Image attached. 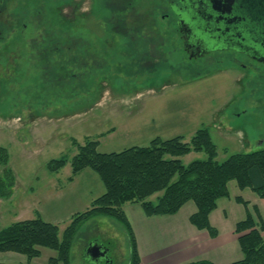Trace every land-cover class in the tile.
<instances>
[{
    "label": "rangeland",
    "instance_id": "obj_1",
    "mask_svg": "<svg viewBox=\"0 0 264 264\" xmlns=\"http://www.w3.org/2000/svg\"><path fill=\"white\" fill-rule=\"evenodd\" d=\"M38 3L12 0L1 15L15 12L20 20L16 31L4 32L0 40V148L7 154L5 168L13 178L9 197L0 198V232L17 222L40 217L56 225L61 237L72 217L89 208H84V203L73 205L77 198L97 195L96 183H102L95 173L85 169L92 177L82 173L71 184L69 163L57 173L47 169L52 160L72 159L77 153L73 141L79 145L85 139L97 141V152L109 154L146 147L155 138L182 137L187 143L196 131L206 129L216 147L219 163L233 154L264 149V80L259 74L248 73L249 77H244L239 65L213 64L198 71L201 61L192 62L194 73L180 75L167 66L156 64L149 68L132 61L121 53L127 45L116 43L108 44L107 50L98 49L105 58L101 74L87 73L74 82L70 77L59 82L43 81L35 57L39 55L37 47L41 48L42 40L46 44V35L51 40L67 42L70 34L71 41L77 37V41L86 42L99 36L105 22L100 14L86 22L72 17L69 22L55 15L36 19L40 28H31L30 15H37ZM23 24L27 27L23 28ZM155 25L159 32L154 35L164 39L166 22L158 14ZM174 38L177 58H182L178 36L175 34ZM82 47L78 50H84ZM168 49L160 44L158 52ZM204 159L203 153L180 158L183 165ZM2 171L0 165V178ZM158 196H152L149 201L155 203ZM122 208L130 220L134 212H141L140 205L135 203L124 204ZM96 243L109 250L108 259L100 264H128L130 246L124 228L115 220L101 216L89 219L77 230L69 264L71 261L92 264L85 248ZM39 251L40 256L31 261L15 253H0V264H27V261L46 264L56 256L52 250L39 248Z\"/></svg>",
    "mask_w": 264,
    "mask_h": 264
},
{
    "label": "trees",
    "instance_id": "obj_2",
    "mask_svg": "<svg viewBox=\"0 0 264 264\" xmlns=\"http://www.w3.org/2000/svg\"><path fill=\"white\" fill-rule=\"evenodd\" d=\"M60 53L62 55V50ZM55 61L52 63L55 77L50 72L43 75V81L51 83L56 80V73L64 80L70 77L71 82L80 77L72 76L73 67H81L80 62L77 61L76 65L72 61L69 63L67 57ZM72 145L77 150L72 159L52 160L47 164L49 172L57 173L69 163L71 176L68 182H71L75 175L89 169L98 176L105 192L93 200L86 211L72 217L61 237L56 225L40 217L12 224L0 232V253H15L31 261L40 256L39 248H43L56 253L47 264H69L77 230L89 219L101 216L121 224L129 240L128 264H139L132 229L122 209L124 204H139L145 216L152 217L175 215L183 205L193 202L196 212L190 216V224L215 238L217 231L210 226L208 217L216 209L218 200L229 197L227 183L234 181L240 190L248 189L264 198V149L233 154L219 163L216 161V147L206 129L196 131L187 143L182 137L169 140L155 138L146 147H132L119 153H99L98 142L90 139H85L82 145L73 141ZM190 153H203L205 159L183 165L180 158ZM6 163L7 154L0 148V165L3 166L0 198L3 199L9 197L13 186L12 174L5 168ZM156 194H160L156 202L149 201ZM235 201L247 206L240 198H235ZM234 231L242 253V260L234 264H264V224L255 222L247 213L245 219L235 225Z\"/></svg>",
    "mask_w": 264,
    "mask_h": 264
},
{
    "label": "flooded vegetation",
    "instance_id": "obj_3",
    "mask_svg": "<svg viewBox=\"0 0 264 264\" xmlns=\"http://www.w3.org/2000/svg\"><path fill=\"white\" fill-rule=\"evenodd\" d=\"M11 1L0 0V40L4 32H15L18 28L20 19L16 18L15 12L1 16ZM36 1L39 2L37 15L31 14L29 19L31 28H40L36 19L55 15L58 18L61 16L65 21L67 18L69 22L71 17L72 20L79 18L86 22L91 20L90 17L100 14L105 22L99 30V36L86 42L76 39L71 41L70 34L67 35V42L54 41L49 34L46 35V44L43 45L42 40L41 48L37 47L39 55L35 57L40 67L41 79L50 72L54 76L55 67L53 68L52 63L66 57L69 63L72 61L76 65L77 61L80 62L81 67H73V71L80 70L72 74L74 78L87 73L99 75L105 69V58L98 49L107 50L108 44L122 43L127 45L121 49L122 55L147 65L145 67H156V64L167 66L182 75L191 71L194 73L192 62L201 61L197 70H205L208 65L213 64L239 65L244 71V77H249L248 73L254 76L259 74L264 80V0H59L55 4H51V0ZM65 9L68 10L66 14ZM156 14L166 22L164 39L154 35L159 32L158 25H155ZM22 27L27 25L23 24ZM68 27V32H71V24ZM107 32L112 35L106 36ZM175 34L178 36L182 58H177ZM79 44L85 45L84 50H78ZM160 44L167 45L169 49L163 53L158 52ZM53 50L59 56H55ZM155 59L160 62H155ZM81 68H86L87 71L84 72ZM97 70L99 71L96 72ZM55 75L57 81L63 79L57 73ZM107 251L103 259L89 258L92 264H100L108 259L109 250Z\"/></svg>",
    "mask_w": 264,
    "mask_h": 264
},
{
    "label": "crops",
    "instance_id": "obj_4",
    "mask_svg": "<svg viewBox=\"0 0 264 264\" xmlns=\"http://www.w3.org/2000/svg\"><path fill=\"white\" fill-rule=\"evenodd\" d=\"M82 173L92 177L90 172L84 170L73 178L71 184L76 183ZM101 185L96 183L97 195L87 199L83 196L77 198L73 207L82 203L84 208L89 207L105 192ZM228 191L229 198L218 200L216 209L208 217L210 226L217 231L215 238L190 224L189 218L196 212L193 202L186 203L172 216L147 217L140 207L141 212H134L131 220L122 208L132 229L139 264H234L241 261L235 225L243 221L247 213L252 215L255 222L264 224V198H259L248 189L239 190L234 182L228 184ZM235 198H240L247 206L236 202ZM71 212L73 216L74 211Z\"/></svg>",
    "mask_w": 264,
    "mask_h": 264
},
{
    "label": "water",
    "instance_id": "obj_5",
    "mask_svg": "<svg viewBox=\"0 0 264 264\" xmlns=\"http://www.w3.org/2000/svg\"><path fill=\"white\" fill-rule=\"evenodd\" d=\"M107 252H108L107 249L106 248H103L101 245L99 246V244L98 245H96V244L90 245L88 247V249L86 250V253H87L88 257L91 260L103 259V258L106 257Z\"/></svg>",
    "mask_w": 264,
    "mask_h": 264
}]
</instances>
